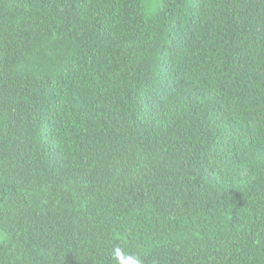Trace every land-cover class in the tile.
Returning a JSON list of instances; mask_svg holds the SVG:
<instances>
[{
    "label": "trees",
    "instance_id": "1",
    "mask_svg": "<svg viewBox=\"0 0 264 264\" xmlns=\"http://www.w3.org/2000/svg\"><path fill=\"white\" fill-rule=\"evenodd\" d=\"M0 0V264H264V0Z\"/></svg>",
    "mask_w": 264,
    "mask_h": 264
},
{
    "label": "clouds",
    "instance_id": "2",
    "mask_svg": "<svg viewBox=\"0 0 264 264\" xmlns=\"http://www.w3.org/2000/svg\"><path fill=\"white\" fill-rule=\"evenodd\" d=\"M158 7V0H143L142 11L146 17H152ZM114 258L117 264H141L138 256L127 255L122 249L114 250Z\"/></svg>",
    "mask_w": 264,
    "mask_h": 264
}]
</instances>
